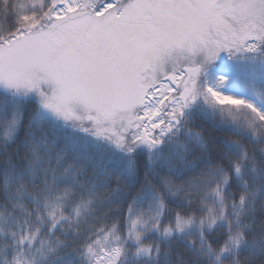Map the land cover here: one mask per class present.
<instances>
[{
  "label": "snow or ice",
  "instance_id": "obj_1",
  "mask_svg": "<svg viewBox=\"0 0 264 264\" xmlns=\"http://www.w3.org/2000/svg\"><path fill=\"white\" fill-rule=\"evenodd\" d=\"M0 264H264V0H0Z\"/></svg>",
  "mask_w": 264,
  "mask_h": 264
}]
</instances>
